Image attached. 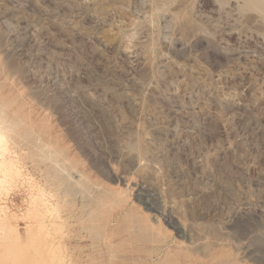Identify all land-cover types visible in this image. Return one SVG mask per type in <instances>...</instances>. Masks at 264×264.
<instances>
[{
	"label": "rangeland",
	"instance_id": "374dc122",
	"mask_svg": "<svg viewBox=\"0 0 264 264\" xmlns=\"http://www.w3.org/2000/svg\"><path fill=\"white\" fill-rule=\"evenodd\" d=\"M0 125V264H264L261 0H0Z\"/></svg>",
	"mask_w": 264,
	"mask_h": 264
},
{
	"label": "bare ground",
	"instance_id": "6f19581e",
	"mask_svg": "<svg viewBox=\"0 0 264 264\" xmlns=\"http://www.w3.org/2000/svg\"><path fill=\"white\" fill-rule=\"evenodd\" d=\"M263 3H264V0H261ZM4 123V121L1 123L2 125H4L3 124ZM1 126V125H0ZM1 129H0V144H1V142H3V137L6 135V133H5V135H4V133L3 132H5V130H3V128L2 127H0ZM3 130V131H2ZM4 135V136H3ZM5 138V137H4ZM8 144V143H7ZM1 147H3V146H1ZM5 151L7 150V149H4ZM3 151V150H2ZM4 152V151H3ZM5 153V152H4ZM3 155V154H2ZM1 156V155H0ZM4 159V158H3ZM5 163H6V160L4 161ZM3 166V165H2ZM5 167V166H4ZM11 169V168H10ZM9 170V169H8ZM9 172V171H8ZM73 178V177H72ZM83 178V177H82ZM72 180V179H71ZM76 181V180H75ZM92 196V195H91ZM91 200V199H90ZM55 207V206H54ZM53 218V217H52ZM60 218V217H59ZM50 219V218H49ZM52 220H54V219H52ZM53 225V224H52ZM179 229V228H178ZM52 230V229H51ZM50 232V231H49ZM48 232V233H49ZM43 233V232H42ZM53 233H54V231H53ZM184 233V232H183ZM42 235V234H41ZM58 236V235H57ZM26 237V236H25ZM27 239V238H26ZM27 241V240H26ZM51 241L52 240H50V243H51ZM61 242V241H60ZM54 243V242H53ZM52 243V244H53ZM46 244H47V242H46ZM55 244V243H54ZM44 245H45V243H44ZM58 246V245H57ZM51 247H53V246H51ZM55 247H56V245H55ZM60 247H61V245H60ZM58 248V247H57ZM57 250V249H56Z\"/></svg>",
	"mask_w": 264,
	"mask_h": 264
}]
</instances>
